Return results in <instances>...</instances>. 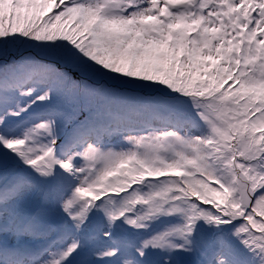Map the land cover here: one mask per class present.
Here are the masks:
<instances>
[{"label": "snow or ice", "instance_id": "snow-or-ice-1", "mask_svg": "<svg viewBox=\"0 0 264 264\" xmlns=\"http://www.w3.org/2000/svg\"><path fill=\"white\" fill-rule=\"evenodd\" d=\"M49 3L0 0V264H264V0Z\"/></svg>", "mask_w": 264, "mask_h": 264}, {"label": "rangeland", "instance_id": "rangeland-1", "mask_svg": "<svg viewBox=\"0 0 264 264\" xmlns=\"http://www.w3.org/2000/svg\"><path fill=\"white\" fill-rule=\"evenodd\" d=\"M60 0H55V4L54 3H49L45 9V12L43 15L45 16H50V15H53L55 14V8H56V4H59ZM65 2H67V0H65ZM58 9V7H57ZM59 11V9H58ZM65 27H68L67 25H65ZM70 30V29H69ZM198 79V78H197ZM231 83V82H230ZM227 87V85H225Z\"/></svg>", "mask_w": 264, "mask_h": 264}, {"label": "bare ground", "instance_id": "bare-ground-1", "mask_svg": "<svg viewBox=\"0 0 264 264\" xmlns=\"http://www.w3.org/2000/svg\"><path fill=\"white\" fill-rule=\"evenodd\" d=\"M59 9V8H58ZM58 9H57V7L55 8V12H58Z\"/></svg>", "mask_w": 264, "mask_h": 264}]
</instances>
